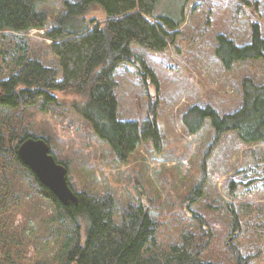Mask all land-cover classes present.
Returning <instances> with one entry per match:
<instances>
[{
  "label": "rangeland",
  "instance_id": "obj_1",
  "mask_svg": "<svg viewBox=\"0 0 264 264\" xmlns=\"http://www.w3.org/2000/svg\"><path fill=\"white\" fill-rule=\"evenodd\" d=\"M65 1L76 0L37 5L46 13L47 28ZM183 13L184 23L172 45L151 52L132 44V59L121 63L113 76L120 120L142 123L157 103L159 149L142 142L126 163L120 162L70 109L69 104L79 99L69 93L54 92L62 104L48 112L37 106L19 113L21 122L35 138L49 140L53 157L67 167L72 190L113 198L117 224L124 209L142 205L158 224L156 238L163 248L180 243L182 235L191 232L208 242L207 253L213 260H224L227 245L233 242L242 256L254 258L252 264H264V144L244 145L235 133L215 142L209 120L195 135H189L181 123L182 115L194 105L232 113L241 106L243 78L264 82L262 61L237 63L227 71L214 55L218 34L243 45L256 23L264 36V0H191ZM90 18L102 21L104 13L95 7L87 15ZM45 32L0 31V81L18 69L23 55L38 58L46 67H58ZM141 61L156 83L148 77L143 81ZM2 176L0 195L4 177L9 193L5 201L0 197V229L5 231L0 235V264H61L60 249L70 225L53 221L52 202L33 189L22 170L10 165ZM227 203L243 228L239 238V232H231ZM254 221L260 226L250 228Z\"/></svg>",
  "mask_w": 264,
  "mask_h": 264
},
{
  "label": "trees",
  "instance_id": "obj_2",
  "mask_svg": "<svg viewBox=\"0 0 264 264\" xmlns=\"http://www.w3.org/2000/svg\"><path fill=\"white\" fill-rule=\"evenodd\" d=\"M47 1L0 0V31L46 29L44 37L51 41V53L58 61V67L50 68L38 58L23 55L18 69L0 81V176L10 165L22 170L33 189L52 202L56 211L53 221L70 225L60 249L61 264H252L254 258L242 256L233 242L228 243L224 260L211 259L208 242L191 232L182 235L180 243L163 248L156 238L158 224L142 205L124 209L120 224L114 220L115 203L109 195L97 197L73 190L78 203L65 206L20 161L19 145L35 135L22 124L19 113L30 107L39 106L43 112L60 107L62 103L54 92L73 94L79 99L69 104L70 109L120 162L126 163L142 142H151L159 149L162 137L157 125V103L151 105L142 123L120 120L113 76L121 63L132 59V44L151 52H163L172 45L184 23V8L191 0L65 1L50 28L46 13L37 9L38 4ZM95 7L104 13L102 21L87 19ZM216 43L214 55L227 71L246 61L264 63V36L256 23L251 25L246 44L238 45L225 34H218ZM141 66L145 72L143 81L148 77L156 83L143 61ZM241 93L238 110L220 114L211 106L194 105L182 115L181 123L189 135H195L209 120L215 142L227 133H235L244 145L264 144V82L258 84L245 77ZM41 139L49 145L47 138ZM4 181L0 195L3 201L9 193L5 177ZM230 190L233 192L232 186ZM226 206L232 219L231 232H239V238L243 231L239 218L231 203ZM259 226L254 221L250 228ZM1 234L5 235L3 229Z\"/></svg>",
  "mask_w": 264,
  "mask_h": 264
},
{
  "label": "water",
  "instance_id": "obj_3",
  "mask_svg": "<svg viewBox=\"0 0 264 264\" xmlns=\"http://www.w3.org/2000/svg\"><path fill=\"white\" fill-rule=\"evenodd\" d=\"M17 154L20 161L61 204L77 205L78 197L67 181V168L55 160L45 140L28 138L19 145Z\"/></svg>",
  "mask_w": 264,
  "mask_h": 264
}]
</instances>
